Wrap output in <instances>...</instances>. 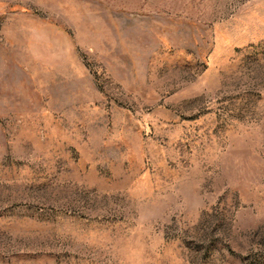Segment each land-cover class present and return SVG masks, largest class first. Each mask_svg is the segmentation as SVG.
Instances as JSON below:
<instances>
[{
	"label": "rangeland",
	"instance_id": "374dc122",
	"mask_svg": "<svg viewBox=\"0 0 264 264\" xmlns=\"http://www.w3.org/2000/svg\"><path fill=\"white\" fill-rule=\"evenodd\" d=\"M0 264H264V0H0Z\"/></svg>",
	"mask_w": 264,
	"mask_h": 264
}]
</instances>
